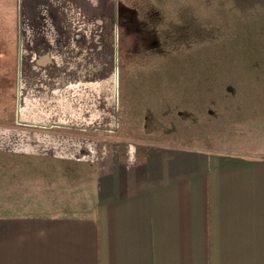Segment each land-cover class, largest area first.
Here are the masks:
<instances>
[{"label": "crops", "instance_id": "1", "mask_svg": "<svg viewBox=\"0 0 264 264\" xmlns=\"http://www.w3.org/2000/svg\"><path fill=\"white\" fill-rule=\"evenodd\" d=\"M0 1L19 17L15 120L0 122V264H264V92L212 111L190 147L116 149L104 163L120 95L85 50L102 46L90 39L105 11L116 23L114 0Z\"/></svg>", "mask_w": 264, "mask_h": 264}, {"label": "rangeland", "instance_id": "2", "mask_svg": "<svg viewBox=\"0 0 264 264\" xmlns=\"http://www.w3.org/2000/svg\"><path fill=\"white\" fill-rule=\"evenodd\" d=\"M114 3L116 23L105 11L102 32L90 39L103 35L102 46L85 50L103 60L105 77H113L105 89L120 95L119 113L111 114L116 122L100 135L104 163L116 149L123 155L149 144L190 147L193 134L207 138L212 111L262 103L256 92H264V0ZM16 8L15 1H0V39L8 38L0 41V122L6 123L15 120V48L9 38L16 39ZM98 23L92 22L94 28ZM246 116L238 113L236 123Z\"/></svg>", "mask_w": 264, "mask_h": 264}]
</instances>
